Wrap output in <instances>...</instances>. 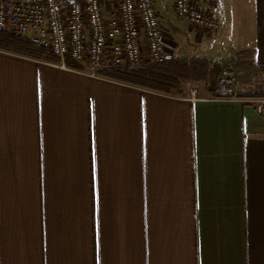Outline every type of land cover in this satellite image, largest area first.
<instances>
[{
  "label": "crops",
  "instance_id": "1",
  "mask_svg": "<svg viewBox=\"0 0 264 264\" xmlns=\"http://www.w3.org/2000/svg\"><path fill=\"white\" fill-rule=\"evenodd\" d=\"M193 4L216 33L153 0L209 65L172 94L0 49V264H264V116L219 91L264 89V0Z\"/></svg>",
  "mask_w": 264,
  "mask_h": 264
},
{
  "label": "built area",
  "instance_id": "2",
  "mask_svg": "<svg viewBox=\"0 0 264 264\" xmlns=\"http://www.w3.org/2000/svg\"><path fill=\"white\" fill-rule=\"evenodd\" d=\"M173 9L179 20L198 31L213 34L220 29L218 21L193 0H173ZM0 34L26 38L62 62L69 58L93 78L108 70L174 59L162 44L153 0H0ZM239 84L225 71L219 91L228 98ZM190 94L193 97L196 91ZM249 103L264 116V99Z\"/></svg>",
  "mask_w": 264,
  "mask_h": 264
},
{
  "label": "trees",
  "instance_id": "3",
  "mask_svg": "<svg viewBox=\"0 0 264 264\" xmlns=\"http://www.w3.org/2000/svg\"><path fill=\"white\" fill-rule=\"evenodd\" d=\"M0 49L32 58L54 60L51 54L32 45L28 39L22 37L0 34ZM261 71L264 74V67ZM208 73L209 65L205 60L173 59L166 64H148L138 68L108 70L102 75L150 91L172 94L191 83H205ZM228 98L264 99V89L249 93H235Z\"/></svg>",
  "mask_w": 264,
  "mask_h": 264
},
{
  "label": "rangeland",
  "instance_id": "4",
  "mask_svg": "<svg viewBox=\"0 0 264 264\" xmlns=\"http://www.w3.org/2000/svg\"><path fill=\"white\" fill-rule=\"evenodd\" d=\"M140 67H141V66H140ZM102 73H103V72H102ZM102 73H101V76H103Z\"/></svg>",
  "mask_w": 264,
  "mask_h": 264
}]
</instances>
